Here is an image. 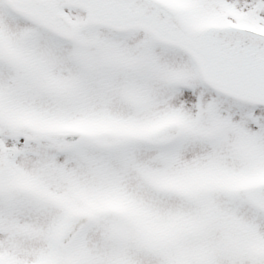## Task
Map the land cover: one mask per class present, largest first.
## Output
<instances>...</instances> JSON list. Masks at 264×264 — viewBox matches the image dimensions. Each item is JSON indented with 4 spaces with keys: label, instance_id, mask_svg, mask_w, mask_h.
I'll use <instances>...</instances> for the list:
<instances>
[{
    "label": "snow or ice",
    "instance_id": "obj_1",
    "mask_svg": "<svg viewBox=\"0 0 264 264\" xmlns=\"http://www.w3.org/2000/svg\"><path fill=\"white\" fill-rule=\"evenodd\" d=\"M0 264H264V0H0Z\"/></svg>",
    "mask_w": 264,
    "mask_h": 264
}]
</instances>
